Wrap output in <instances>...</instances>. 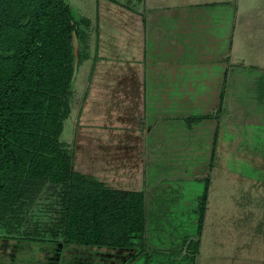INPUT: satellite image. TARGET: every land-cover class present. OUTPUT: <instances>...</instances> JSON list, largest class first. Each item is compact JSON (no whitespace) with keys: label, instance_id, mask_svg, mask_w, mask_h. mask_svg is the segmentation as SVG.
Returning <instances> with one entry per match:
<instances>
[{"label":"rangeland","instance_id":"rangeland-1","mask_svg":"<svg viewBox=\"0 0 264 264\" xmlns=\"http://www.w3.org/2000/svg\"><path fill=\"white\" fill-rule=\"evenodd\" d=\"M104 1L60 0L75 16L77 46L79 42L89 58L76 65L73 77L71 73L68 112L59 129L37 135L51 140L56 158H65L74 170L91 174L110 188L139 189L144 180L130 178L141 174V168L134 166L139 158L130 160L129 153L119 151L124 143L133 142L128 124L121 108L117 113L108 109L114 101L123 106V88L109 86L112 74L101 76L107 63L94 51L103 44V36L95 31L111 29V14L121 7H104ZM236 1L243 6L236 18L241 44L251 47L253 58L260 55L259 64L264 66V0ZM103 47L105 57L109 47ZM233 77L226 88L225 113L216 123L213 117L199 122L164 120L159 125L163 136L154 132L157 136L146 137V143L152 139L158 146L144 172L147 193H141L134 210L141 232L127 233L126 248L62 243L66 180L57 175L60 164L55 163L52 176L32 171L26 164L30 154L35 153L36 164L44 151L17 146L11 162L28 170L14 176L0 170V264H58L59 260L97 264V259L88 258L92 255L101 257V264H264V67L245 69ZM218 98L221 95H215V102ZM181 140L185 143L179 144ZM205 177L207 197L197 221ZM192 238L197 246L192 243L186 249Z\"/></svg>","mask_w":264,"mask_h":264},{"label":"crops","instance_id":"crops-1","mask_svg":"<svg viewBox=\"0 0 264 264\" xmlns=\"http://www.w3.org/2000/svg\"><path fill=\"white\" fill-rule=\"evenodd\" d=\"M117 4L103 2L104 7H121L111 14V29L106 26L97 33L103 36L101 45L109 47L107 56L101 45L94 51L107 63L101 76L112 74L109 86L123 88V106L114 101L108 109L117 113L121 108L133 139L119 151L129 153L130 160L139 158L134 166L141 168V174L130 178H142L144 186L131 190L147 193L144 172L158 144L152 139L146 143V137L163 136L159 125L164 120L199 122L213 117L216 123L225 113L226 88L233 75L264 66L259 64L260 55L253 58L251 47L241 44L236 18L243 6L236 0H125ZM215 95H221L217 102Z\"/></svg>","mask_w":264,"mask_h":264},{"label":"trees","instance_id":"trees-1","mask_svg":"<svg viewBox=\"0 0 264 264\" xmlns=\"http://www.w3.org/2000/svg\"><path fill=\"white\" fill-rule=\"evenodd\" d=\"M106 1L117 4L114 0ZM71 31L79 40L75 16L60 0H0V170L2 173L7 170L12 176L28 169L52 176L51 170L56 169L58 162L57 175L66 180L62 243L126 248L127 233L141 232L136 222L139 214L134 210L141 203L142 191L110 188L93 175L74 170L65 158H56L51 140L37 135L51 128L59 129L68 112L66 97L72 81L73 58ZM87 57L78 42L77 64ZM19 145L44 151L42 156L38 154L37 165L33 163L35 153L30 154L31 161L26 163L28 169L12 164ZM207 178L197 221L207 197ZM80 230L82 233L78 234ZM191 245L197 246L196 239H190L185 248ZM196 252L193 249L191 254Z\"/></svg>","mask_w":264,"mask_h":264},{"label":"water","instance_id":"water-1","mask_svg":"<svg viewBox=\"0 0 264 264\" xmlns=\"http://www.w3.org/2000/svg\"><path fill=\"white\" fill-rule=\"evenodd\" d=\"M70 45H71V53L73 57L72 58V77H73L76 71L77 58H78V46H77L76 37L73 31H71L70 33Z\"/></svg>","mask_w":264,"mask_h":264},{"label":"flooded vegetation","instance_id":"flooded-vegetation-1","mask_svg":"<svg viewBox=\"0 0 264 264\" xmlns=\"http://www.w3.org/2000/svg\"><path fill=\"white\" fill-rule=\"evenodd\" d=\"M106 256H108V255H106ZM77 258H78V256H76ZM84 258V257H83ZM86 258V257H85ZM88 258H95V259H97V264H101V262L102 261H98V259H101V257H99L98 255L96 256V255H92V256H89ZM59 261H60V263H59ZM58 261V264H61V260H59ZM81 261V260H80ZM82 262V261H81ZM68 262L66 261V260H64V264H67ZM77 263H79V261L77 262Z\"/></svg>","mask_w":264,"mask_h":264}]
</instances>
